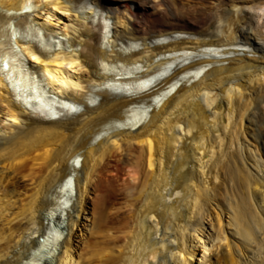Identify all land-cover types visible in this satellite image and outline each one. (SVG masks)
Segmentation results:
<instances>
[{
    "label": "bare ground",
    "instance_id": "obj_1",
    "mask_svg": "<svg viewBox=\"0 0 264 264\" xmlns=\"http://www.w3.org/2000/svg\"><path fill=\"white\" fill-rule=\"evenodd\" d=\"M0 59V264H264V0H0Z\"/></svg>",
    "mask_w": 264,
    "mask_h": 264
},
{
    "label": "water",
    "instance_id": "obj_2",
    "mask_svg": "<svg viewBox=\"0 0 264 264\" xmlns=\"http://www.w3.org/2000/svg\"><path fill=\"white\" fill-rule=\"evenodd\" d=\"M71 162L74 164L75 159H73ZM56 209L57 210L51 209L48 212H46L45 215H44L45 216L44 221H45L46 224L49 225V221L52 220L53 221L52 227L54 229H55V227H57V229L60 230L61 226H60L59 222L55 221V219H54V217L59 213V211L61 209V204H60L59 201L57 202V208ZM47 235H49V234L47 233ZM49 236H51V235H49ZM31 256H36L35 252H33V254H31Z\"/></svg>",
    "mask_w": 264,
    "mask_h": 264
},
{
    "label": "snow or ice",
    "instance_id": "obj_3",
    "mask_svg": "<svg viewBox=\"0 0 264 264\" xmlns=\"http://www.w3.org/2000/svg\"><path fill=\"white\" fill-rule=\"evenodd\" d=\"M28 10H30V9H25V11H28ZM33 59H35V57H33ZM73 110H75V109H73Z\"/></svg>",
    "mask_w": 264,
    "mask_h": 264
},
{
    "label": "rangeland",
    "instance_id": "obj_4",
    "mask_svg": "<svg viewBox=\"0 0 264 264\" xmlns=\"http://www.w3.org/2000/svg\"><path fill=\"white\" fill-rule=\"evenodd\" d=\"M89 222V221H88ZM84 223L81 224V226H83Z\"/></svg>",
    "mask_w": 264,
    "mask_h": 264
}]
</instances>
